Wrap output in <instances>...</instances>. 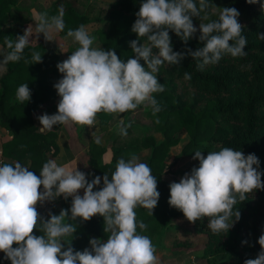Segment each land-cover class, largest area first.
I'll return each instance as SVG.
<instances>
[{
	"label": "clouds",
	"instance_id": "1",
	"mask_svg": "<svg viewBox=\"0 0 264 264\" xmlns=\"http://www.w3.org/2000/svg\"><path fill=\"white\" fill-rule=\"evenodd\" d=\"M198 2L199 6L196 0H143L131 28L138 37L129 45L134 57L126 61L114 49L92 47L93 38L84 25L69 29L67 37L78 47L56 65L62 75L54 84L60 97L57 112L38 116L39 129L50 131L58 124L91 127L98 113L122 114L141 105L151 107L155 115L161 107L153 94L165 91L157 79L161 66L179 65L187 55L197 61V70L202 71L208 65L218 64L225 55L246 56L247 39L241 34L238 10L222 8L218 19L200 22L197 29L193 17L209 19L207 15L201 16L208 7L206 0ZM246 2L251 5L259 0ZM261 9L264 11V4ZM64 14L60 5L55 16L39 15L35 26L37 38L43 34L46 41H51L52 33L64 31ZM30 30L29 25L15 39L4 37L8 51L0 59V67L22 59ZM197 31L202 47L173 51L170 32L187 44ZM257 37L264 41V33ZM41 62V54L32 52L31 64ZM184 79L191 80V75L185 72ZM15 96L19 103L30 101L28 84H21ZM127 127L120 126L119 134L127 136ZM193 159L199 161V167L185 173L178 183L169 184L168 204L182 212L190 223L207 218V227L214 235L228 233L241 215L234 206L245 201L248 194L264 190L259 160L255 154L245 156L231 147L209 151L206 156L198 150ZM138 161L135 154L127 160L121 157L111 178L103 176L99 190L94 189L101 184V177L95 176L89 182L84 172L70 170L55 160L44 163L39 176L19 162L0 165V252L4 259L11 264H159L151 239L137 232V228L146 230L147 225L137 221L135 211L142 207L153 216L160 197L157 178L146 163ZM81 190L83 196L79 194ZM60 197L72 198L70 209H62L59 215L49 212L48 219L38 213L37 205ZM95 216L103 218L108 238L103 242L91 238L89 247L75 250L65 238L74 236L77 221L87 222ZM34 231L41 234L35 235ZM257 243L260 251L256 258L246 259L244 264H264V232Z\"/></svg>",
	"mask_w": 264,
	"mask_h": 264
},
{
	"label": "trees",
	"instance_id": "2",
	"mask_svg": "<svg viewBox=\"0 0 264 264\" xmlns=\"http://www.w3.org/2000/svg\"><path fill=\"white\" fill-rule=\"evenodd\" d=\"M16 1L0 0V59L8 51L4 37L15 39L25 32L27 18L21 12H12L13 8H17ZM142 2L114 0L101 10L109 17L108 30H97L105 51L114 49L117 56L125 61L134 57L129 45L138 37L131 28ZM196 2L199 6L198 0ZM206 2L208 7L201 12V16L207 15L209 19L201 21L193 17L194 27L198 29L200 22L218 19L222 8H236L240 13L238 22L243 26L241 34L247 39L244 49L247 55L237 58L225 55L218 64L208 65L202 71L197 70V61L187 55L179 65L161 66L157 79L165 86V91L153 95L161 107V111L154 115V125L162 132L163 139L156 141L151 129L142 128L144 132L138 138L121 143L119 139L122 135L116 136L119 126L116 128L118 133L109 126L112 114L98 113L97 122L103 135L88 144L86 173L92 172L101 177V184L94 189L99 190L103 187V176L107 174L111 178L117 161L121 157L127 160L131 154H135L139 158L138 162L150 167L152 175L157 178V190L160 193L153 216L148 215V210L142 207L135 209L137 221L147 225L146 230L137 228V232L152 239L161 229H182L179 224L186 223L183 227L185 233L205 238L203 258L207 264H244L246 259L256 258L260 251L257 241L264 232V190H256L248 194L245 201L238 202L234 210L240 211V219L228 233L214 235L207 227V218L194 224L186 222L182 212L169 206L170 182L164 178V171L170 166L166 162L167 154L171 147L179 143L183 133L189 138L182 144L176 161L191 157L198 150L207 154L231 147L242 151L245 156L255 154L259 160V170L264 173V41L257 37L258 33H264V11L261 9L264 0L251 5L246 0ZM60 5L65 10V29L59 32L62 36H67L69 29L75 30L87 23V16L75 10L76 0H54L45 12L47 16L57 15ZM169 35L174 52H184L186 49L195 51L203 46L198 39L199 31L187 44L174 32ZM144 42V38H141V43ZM77 47L73 43L71 53ZM34 51L41 54V63L31 64ZM50 55L45 40L36 44L28 43L22 59L7 64L0 75V127L11 136L1 144V165L19 162L37 176L43 164L52 160L57 152V128L40 131L35 122V112L43 104L58 97L54 84L62 75L56 65L63 61ZM140 63L144 65L143 61ZM185 72L191 75V80L184 79ZM21 84H28L31 91L30 101L23 104L15 96ZM148 108V113L153 114L151 107ZM129 124L130 120L124 119L121 126L127 127ZM129 131L130 127H127V134ZM97 140L100 142L97 143ZM107 148L111 154L109 160L105 161L103 156ZM261 180L264 183V175ZM71 203V197L68 200L62 197L60 200L63 209H70ZM37 211L48 219L39 209ZM49 212L55 214L56 211L53 207ZM34 234L41 233L34 231ZM108 235L104 233L103 218L95 216L87 222L77 221L74 236L66 237L65 241L71 242L75 250L83 251L89 247L92 236L105 241ZM190 245L188 237L176 238L173 242V248L178 251L188 249ZM2 264H11L4 259V253Z\"/></svg>",
	"mask_w": 264,
	"mask_h": 264
},
{
	"label": "rangeland",
	"instance_id": "3",
	"mask_svg": "<svg viewBox=\"0 0 264 264\" xmlns=\"http://www.w3.org/2000/svg\"><path fill=\"white\" fill-rule=\"evenodd\" d=\"M53 1L54 0L16 1L17 8H13L12 12H21L27 18L25 30L29 27V25L31 29L29 35V43L36 44L45 40L43 34H40L37 38L38 34L35 31V26L39 15L44 14ZM113 1L114 0H76V12L79 14H85L88 18V21L84 26L86 27L90 37L93 38L92 47L94 48H102L104 50V46L101 44L98 38L97 30H108L109 17L107 13L101 12V10L105 9ZM45 43L50 54L53 55H50L51 57L56 56L60 61H64L68 58V56L71 55L70 50L73 42L70 37L62 36L60 33L54 32L51 34V41L45 40ZM153 51L155 52L156 50L154 49ZM5 69L6 67H0V75L5 71ZM59 99V96L54 98L46 104H43L44 108H42V106L38 109V111L35 112L36 124H39V120L37 119V117L43 115L44 112H47L48 115H52L57 112V104L59 102ZM148 109V107L141 105L134 111L128 112V115L127 112L122 114H112V117L109 121V126L112 131L116 130V132L118 133L116 129L117 125L120 127L121 121H123L124 119H128L131 122L130 131L127 136H120L119 133L116 135L121 137L119 139V142H128V140L130 141L138 138L144 132L142 128L151 129L156 141H160L163 139L162 132L155 128V116L151 113H148ZM65 126L69 129L71 134L74 135V133H77L80 143H82L81 147L84 149L85 153L87 152L89 142L92 139L103 135V132H101L99 129L97 117L96 122L91 127L80 125ZM59 127H61L60 124L55 125L53 129L57 128L58 131ZM188 138L189 137L187 134H181L179 143L171 147L167 154L166 162L170 166L165 169L164 178L170 183L179 182L180 179L185 175V173L190 174L193 167H199V161L193 159L194 155L176 161V158H178L179 156L178 154L180 153L182 144H184L188 140ZM110 154V150L107 148L104 153L103 159L108 160L110 158ZM204 155L206 156L207 154ZM56 203V200L52 202H45L43 205H38L37 209H39L41 213L47 217L48 211H51L54 207V210L56 211L55 215H58L59 211H57V208L60 206V202H58L57 204ZM186 222L188 221L186 220ZM185 224L186 223L179 224L182 226V229H161L151 239L152 244L156 248V255L159 257V264H207L203 258V246L205 238L201 235L190 236L189 234L185 233V229L183 228ZM183 237L189 238L191 244L190 247L188 249H184L183 251L174 249V240H176V238L182 239ZM92 238L99 239L96 236H92ZM0 264H2V254L0 255Z\"/></svg>",
	"mask_w": 264,
	"mask_h": 264
},
{
	"label": "crops",
	"instance_id": "4",
	"mask_svg": "<svg viewBox=\"0 0 264 264\" xmlns=\"http://www.w3.org/2000/svg\"><path fill=\"white\" fill-rule=\"evenodd\" d=\"M42 108H44V106ZM45 113L47 112H44L43 114ZM39 124H37L38 128L41 127V125ZM45 131H48V130H45ZM10 138L11 136L7 133V131H5L3 128L0 127V160L1 162H2L1 144L3 141L9 140ZM81 145L82 143H80L77 133H74L73 135L71 134V132L65 125H61V127H59L57 131V152L53 156L52 160H55L58 163V165L66 166L70 170H75L77 168V170L84 172L86 176H88L92 180L95 176H98V175H94L92 172L86 173V171L88 170V167L86 166V153L84 152V149L81 147ZM108 160H105V161H108ZM88 174H91V175H88ZM79 194L83 196V190H81ZM61 198L62 197L56 199L57 203L60 202ZM60 206L57 208V211H59L58 215L60 214V211L63 209Z\"/></svg>",
	"mask_w": 264,
	"mask_h": 264
},
{
	"label": "built area",
	"instance_id": "5",
	"mask_svg": "<svg viewBox=\"0 0 264 264\" xmlns=\"http://www.w3.org/2000/svg\"><path fill=\"white\" fill-rule=\"evenodd\" d=\"M1 163H2V162H1V160H0V165H1ZM40 191H41V192L43 191V188H42V187L40 188ZM37 206H38V205H37ZM1 254H2V252H0V255H1Z\"/></svg>",
	"mask_w": 264,
	"mask_h": 264
}]
</instances>
